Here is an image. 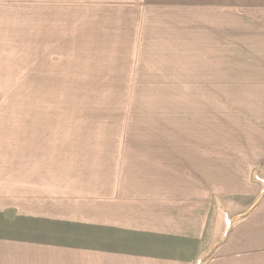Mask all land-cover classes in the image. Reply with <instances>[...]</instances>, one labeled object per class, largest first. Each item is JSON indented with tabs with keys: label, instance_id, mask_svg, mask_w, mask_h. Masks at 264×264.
<instances>
[{
	"label": "crops",
	"instance_id": "obj_1",
	"mask_svg": "<svg viewBox=\"0 0 264 264\" xmlns=\"http://www.w3.org/2000/svg\"><path fill=\"white\" fill-rule=\"evenodd\" d=\"M128 11L138 48L204 89L209 126L172 129L141 159L128 152L119 187L82 205L88 219L66 230L49 216L43 233L57 226L56 239H0V264H264V0H138ZM26 212L15 217L27 227Z\"/></svg>",
	"mask_w": 264,
	"mask_h": 264
},
{
	"label": "rangeland",
	"instance_id": "obj_2",
	"mask_svg": "<svg viewBox=\"0 0 264 264\" xmlns=\"http://www.w3.org/2000/svg\"><path fill=\"white\" fill-rule=\"evenodd\" d=\"M137 3L0 0V239L59 238L57 226L43 233L49 216L66 230L88 219L82 205L119 187L116 160L143 158L172 129L209 126L204 89L138 48L128 11ZM18 210L30 213L27 227Z\"/></svg>",
	"mask_w": 264,
	"mask_h": 264
}]
</instances>
